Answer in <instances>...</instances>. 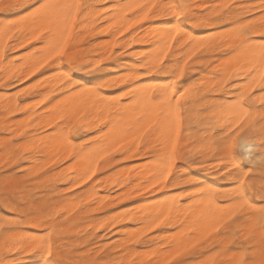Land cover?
Listing matches in <instances>:
<instances>
[{"label": "snow or ice", "instance_id": "1", "mask_svg": "<svg viewBox=\"0 0 264 264\" xmlns=\"http://www.w3.org/2000/svg\"><path fill=\"white\" fill-rule=\"evenodd\" d=\"M193 7L198 6L184 0L180 3L172 0L127 3L117 0L111 3L109 0L95 3L85 0H0V16L6 21L0 23V61L12 65V61L17 60L15 56L5 57V53L15 51L16 44L8 42L21 33L23 39L33 45L29 56L35 62L29 72L35 75L47 66L59 74L62 70L56 66L63 65L65 67L59 79L67 81L57 95L44 96L36 105H43L41 112L49 117L47 128L38 137L39 143H25L21 149V142L9 136L8 142L0 149L8 157L0 164V179L3 181L0 186V209H9L10 204L15 203L19 207L10 209L13 214L21 210L28 216L47 212V209L36 207L40 204L38 199L32 197L30 200L32 186L38 181L44 182L48 176L45 171L47 165L38 164L36 169L24 171L20 169L19 161L30 160L32 156L29 154H36L38 160L46 161L49 150L58 158L56 141L70 142L73 130L88 131L89 139L85 141L88 148L94 144L100 146L98 151L87 156L84 152L78 154L84 156L88 166L79 181L75 182L76 188L96 176L101 161L110 165L112 160L108 157L119 160L116 153L126 156L127 152L123 151L125 145L140 148L143 143V152L152 146L153 139L163 145L158 156L162 168L158 183L167 181L172 176L176 161L185 159L184 149L180 147V128L183 113L195 96L201 106L199 116L202 128L213 137L207 148L229 154L228 161L235 171H228L225 178L234 179V186L230 191L222 192L189 178L185 183L190 185L191 190L185 188L182 194L187 197L184 204L188 208L181 210L182 206L177 203L179 197L155 206L148 218L150 224L147 229L134 234L128 243L139 244L149 232L175 225L181 239L164 246L163 253L152 252L149 264H264V0H260L258 5L259 15L254 14L256 5L236 4L235 0H229L218 6V11H213L216 19L206 18L192 25L207 28L209 24H222L228 15L235 14L227 10L238 11L240 18L223 24L229 29L224 33L227 40L237 42L228 48L224 47L227 41L217 43L214 37L205 41L189 30L193 17L188 13ZM89 17L94 20L103 18L106 22L100 25V33L115 29L113 35L119 33V36H124L125 32L131 34V29L144 25L157 34L158 43L155 45L140 41L148 44L149 51L142 53L144 60L138 62L137 70L129 71L121 80V83H126L127 90L122 89L120 95L112 96L105 92V89L115 86L114 82L93 83L85 80L83 75H77L90 74L102 63L97 57L92 63L81 65L69 48V41L81 27L78 21ZM157 24L162 26L156 27ZM137 31L140 29L137 28ZM177 37L180 39L177 40ZM33 41L39 44H33ZM16 43L25 47L20 38ZM117 46L115 42L111 45L112 48ZM205 49L211 55L201 57L199 54ZM218 50L223 52V56L217 62L228 61L222 79L213 86V92L218 91L219 94L205 95L207 89L200 85L192 88L181 85L177 88L186 70L195 71L189 68L190 61L211 60ZM194 57L196 61H193ZM165 61L168 63L165 64ZM160 65L164 66L163 69L159 68ZM170 65L175 67L171 83L164 85L158 94H154L158 85L137 80L138 76L145 77L154 71L167 72ZM13 67L7 70L0 68L10 81L14 75ZM27 76L28 73H25L22 78ZM3 81L4 77L0 76V83ZM36 86L32 85L33 88ZM21 94L17 93V96ZM125 97L128 101L122 102ZM182 101L186 103L182 104ZM4 111L7 115L12 109L5 108ZM126 116L128 120L124 119ZM84 123L88 124V129L83 127ZM45 137L48 143H45ZM127 151L130 152L131 148ZM191 164L198 165V161L193 160ZM224 171H227V166L221 169L222 173ZM67 190L73 191L71 187ZM221 196L225 198L220 199ZM189 201L193 203L189 204ZM73 211L70 209L49 215L46 223L53 218L66 220ZM20 219L9 216L0 223H19ZM119 222V219H114L112 227ZM99 228H105V224L101 223ZM13 230L4 227L5 233ZM54 231L53 225L45 236L33 238V244L29 245L31 252L25 249L26 254L41 257L35 264H124L122 259L116 258L123 256V252L111 255L105 253L102 247L89 252V246H85L77 250L78 255L65 258L58 247L54 250L51 240ZM91 235L89 233L88 237ZM19 251L13 238L4 236V242L0 243V255ZM0 264L7 262L0 260Z\"/></svg>", "mask_w": 264, "mask_h": 264}, {"label": "rangeland", "instance_id": "2", "mask_svg": "<svg viewBox=\"0 0 264 264\" xmlns=\"http://www.w3.org/2000/svg\"><path fill=\"white\" fill-rule=\"evenodd\" d=\"M122 1H124V2H122ZM125 1H127V0H117V2H122V3H125ZM178 1H179V3L181 2V0H178ZM178 1L172 0V2H174V3H178ZM254 1L255 0H235V3L236 4L248 3L250 5H256L257 7H256L254 14L256 15V13H258V15H259L260 9H259L258 5L260 3V0H256L255 1L256 3H254ZM85 2H94L95 3V2H99V0H85ZM109 2L111 3L112 1L109 0ZM184 2H188L194 6H198V7H193L190 9V11H192L191 14H192L193 20L189 24V28L191 30H193L194 32H196V27H192V25H193L192 22L195 20L194 18L197 15H200L203 12V7L209 5L211 9H213V8L219 9L218 6H220V3H222L221 5H223L225 3H228L229 0H209V1H206V0H184ZM230 10H234V9H230ZM234 13L240 16V13L238 11L234 10ZM4 15L6 16L7 14H4ZM236 19H238V18H236ZM236 19H234V20H236ZM87 20L82 19V21H78V23H80L81 27L79 28L78 32L74 33V35L72 37L73 39H71L69 41V48L73 50V56L75 58H77V60L79 62L86 61L87 59H90V58L92 59V61H90L88 63H84L83 65H87V64L92 63L97 57L100 58L102 63H100L99 67L95 71L91 72L90 74H77V75H83L85 80H91V81H93V83H101L104 81H110V82L115 83L119 79H123L129 73V71H132L131 69H129L127 67H118L115 58H119V59H121V61H127V62L134 59L133 63L135 64L136 67H137L138 62L143 61V59L140 60L141 58L140 59H135V58L138 56L137 55L138 52L142 49L145 50L148 47V45H146L145 48L143 47L145 45V43L143 45H136L135 40L137 38H139L140 37L139 35L142 33L144 36L145 31L147 33L146 35H148V31L151 30V28L146 29V27L144 25H138L136 28L131 29V34L129 32H125L124 36H119V33L113 35L115 29H113L112 32H104V33L99 32L100 25L103 23H106L103 20V18H100L99 20H94L93 18L89 17V18H87ZM3 22H6V21L4 20L3 16H0V23H3ZM89 22H91V23H89ZM223 24H228V23H227V21L224 20L222 24H219L216 27V29L217 28L220 30H221V28L226 29L223 27ZM158 26H159V24H158ZM137 28H139L140 31H137ZM81 32L84 34L80 35ZM89 33H91V34H89ZM109 33H111L112 35ZM77 35H79V36H77ZM223 35H224V33H223ZM117 37H119V39H117ZM126 37H127V39H126ZM17 38L24 40L22 34L17 33L16 36L13 37V40L8 42L9 44H16L17 45L15 48V51H8L5 53V57L15 56L17 58L16 61H12V63L14 62L12 64V65H14L13 79L11 81L8 80V78H6V76L4 77V73L0 72V76L3 75V77H4L3 83H0V149H3L4 145L8 142L7 138L9 136H11L15 140H18L21 142V144L19 145V147H21V149H22L23 144L31 143L33 141H36V139H37L36 142L39 143L37 136L43 135V130H45L47 128L46 120L49 119V117H46V114L41 112V108L43 107V105H40V107H36V105L39 104V102L43 99L44 96H48V95L55 96V95H57L59 93V91L63 88L64 84L67 83V81H61L59 79V76L63 73L64 67H65L63 65L56 66V67H59L62 69L61 73H59V74L55 73L52 68L46 66L45 68H42L39 72H36L35 75H32L31 72H29V68L31 67V65L35 61H34L33 57L31 58L33 60H31L29 58L31 56H27V55H29V49H32L33 45L28 44L27 40H25L26 42H23L25 44V47L22 48V47H20V45L18 43H16ZM148 38H149V36L146 39H148ZM146 39L144 41H147ZM114 42L118 45L116 47L117 50L115 48L111 47L112 43H114ZM123 43H125V44H123ZM129 43H131V46H128ZM33 44H39V42L33 41ZM134 45H135V47H134ZM226 46L227 45L224 44V47H226ZM81 47H84V48H81ZM105 47H108V48H105ZM81 49H84V51ZM130 49H131V52H129ZM117 53H121V55H117ZM19 54H20V56H19ZM199 55L201 57H207L210 54H209V52H206V50H204ZM220 55L223 56V52H220L218 50L215 58L212 57L213 60L210 63V65H208V66L206 65V66L201 67L202 71L199 75H196L194 77H190L189 75L192 71L186 70L184 78L177 83V87L179 88L181 85H183V86L185 85L184 87H186V88H192L194 85H200L201 87H203L202 86L203 83L205 81H207L208 79H222L228 62L225 60L223 63H221L222 65H218L220 62H217L218 61L217 58ZM18 56L20 58L22 56L23 57L21 59H19ZM93 58H94V60H93ZM106 58H108L107 61L104 60ZM28 59H30V60H28ZM196 59L197 58L194 57L193 61H196ZM18 60H20V61L18 62ZM204 60H209V59L205 58V59H202L201 61H204ZM17 62L19 64H15ZM54 63L55 62H53V64ZM105 64L108 66H106ZM2 65H3V68L5 70L8 69V65H9L8 63H4L2 61ZM12 65H9V67ZM21 65H23V66H21ZM25 66H26V69H25ZM170 68L175 69L174 65H170ZM189 68L195 69V63L190 61L189 62ZM22 70H24V72ZM106 72H108V73L106 74ZM158 72L159 71H157V72L154 71L145 77H139L138 76L137 80L142 79L144 84H146V83L148 84V82L151 81L150 82V84H151L152 81L154 82V80L156 79V75ZM25 73H28V76L26 79L22 78V77H24ZM152 74H154V75H152ZM195 77H197V78H195ZM190 78H192V79H190ZM185 81H188V83H185ZM201 82H202V84H201ZM47 84H49V85H47ZM32 85H37V86L35 88H33ZM16 87H17V89H16ZM122 88H123V90L126 91L127 86L123 87V86L118 85V86L110 87L108 89H105V92L110 94V95H114L115 93H118L117 95H119V94H121ZM212 88H213V86L207 87L206 88L207 91L205 92V95L219 94L218 91L213 92ZM10 90H12V92ZM257 91H259V90H257ZM17 93H22V94L17 96ZM38 99L40 101H38ZM197 99H199V98L196 97L195 101H191V103L188 106V111L195 112V111L200 109V107H201L200 104H198L196 102ZM125 100L127 101L128 99L124 98V102H126ZM31 102L34 103L33 105L35 107L32 105H31L32 107H29V104H31ZM37 102H38V104H37ZM182 104H184V103H182ZM5 108H11L12 112L6 115L5 111H4ZM20 109H23V111H21ZM127 118H129V117H125L124 119L128 120ZM182 119H184L183 120L184 124L182 125L181 129H184V130H180V133H181V135H180V147L184 149L185 155H188V152H190L189 150L197 153L198 155H202V154L198 153L200 148L198 147L196 142H192V141L189 143L186 142V138H185L186 119L184 118V114H183ZM192 120H193V118H192ZM41 121L43 124H40ZM27 124H28V126H27ZM191 124H193V123H191ZM34 125H36V127ZM83 126L85 129H88L87 123L83 124ZM198 128H202V125L199 124ZM20 133H23V135L21 136ZM87 134H89L88 131L77 132L76 130H73V132L71 133V135L69 137V140H71L73 143L70 145H67L66 150L63 152H61L59 150V147H60V145H63V144L65 145L67 142L64 140L63 141L57 140L56 141L57 142L56 152L59 153L58 158L55 156V154L51 150H49L50 154L48 152V159L46 161L45 160H38L36 157V154H29L32 156V158L30 160H22L21 159L20 160L21 162L19 161L20 169L24 170V171L36 169L38 164L39 165H45V164L47 165L45 171L48 172V176L45 177L44 182L38 181L34 186H32V191H31V196H30V200L32 197H35V199L40 200V204L36 205L37 208L47 209V212H45L43 214L37 213L36 215H33V216L38 217L40 220H43L45 222V226H47V227L54 225L55 228L59 229V230H68L69 229L70 233L67 235L66 239L61 238V241L67 243V247L70 248L69 249L70 253L73 256L78 254V252H77L78 249H81L85 246H89V250L95 251L97 248L103 247L106 243H113L114 241L117 240L118 232L121 229L131 227L134 230V229H136V227L142 226V220H135V221H132L130 223L129 222H119L115 225V227H112V225L109 224V220L111 219V216L116 213L115 211H118V210L123 209V208L135 209L134 206H136L142 202L143 195H145V193L143 191L144 189L142 190L141 187H145L144 184H142V183H144L145 180H142V183H141L140 180H136L134 178L136 176L137 171H138V170H134L135 165L137 162H139L138 164H142L147 160H151V159L153 160V158L156 160H159L158 156L160 154L158 152V144L160 142L158 140L155 141L156 139H153L155 141V147L153 148V150L147 149L146 151L142 152L141 150L143 149V143L140 144V148H133L132 158L128 157L129 152H127L126 156L122 155L121 153H118V154L116 153V156L120 157L119 160H116L113 157L107 158L108 160H112V163H114L113 166H110L112 163L109 165L107 163V161H101L100 162V170L97 171L96 176H94V178H92V180H89L88 183L81 184V186L79 188H76L75 183H74L75 180L73 178L69 181L65 180L66 176L68 175V172L71 171V170H68L67 166H69V164H71V166L74 167L72 164L74 162L73 160H74L75 149L81 148V152L87 153V152L91 151V149L94 147H95L94 149H96V150H98L100 147V146L94 144L92 148H88V146L85 143V141L89 139V135H87ZM31 137H33V138H31ZM212 138H213L212 135L208 136L207 139L205 140L204 144H208V142H210V140H212ZM44 139H45V143H47V140H46L47 138L45 137ZM129 139L131 140L132 138L129 137ZM63 142H65V143H63ZM84 144H85V146H83ZM58 145H59V147H58ZM129 148H131V144L125 145V149L123 151L126 152ZM140 152L142 153L141 157L137 156V154ZM149 153H151V154H149ZM228 155L229 154H221V153L214 152V151H212L210 153L209 161H210V163H212V161H214L213 164L216 165L215 166L216 171L219 169L226 168L225 166L228 165L227 164L228 163ZM217 157H219V159H217ZM7 158L8 157H7L6 152L0 150V164H3L7 160ZM64 158H65V161L62 160ZM53 159L56 160L55 163H53ZM140 161H143V162L140 163ZM221 161H223V162H221ZM66 164H68V165H66ZM71 166H69V168H71ZM188 166H189V163L181 161V160H177L175 167L172 170L173 176L179 175L181 173V169L187 168ZM14 167H15V165H14ZM62 167H65V168L62 169ZM133 167H134V169H133ZM28 168H30V169H28ZM132 170H134V172ZM232 170H235V169H232ZM191 172L194 173L196 171L193 169V170H191ZM41 175H43V173H41ZM118 175H120V176H118ZM97 176H99V177H97ZM203 178H204V176H203ZM77 180L78 179H76L75 182H77ZM101 180H103L102 183L99 182ZM208 180H210L211 182H216L220 186H223L225 184V181H224L223 177H221V175H213ZM123 181H125V182H123ZM133 181H135V182L137 181V182H139V184L140 183L142 184V186L139 185L141 190H140V188H138L139 190L135 194L136 197L131 199V200L121 199L120 198V195L122 192L121 190H124L127 187H130L132 185ZM145 182H147L145 184V185H147L148 181H145ZM168 182H170V181H168ZM116 183L118 184V186L112 188L113 185ZM230 184H232V182L228 183L229 186H230ZM2 185H3V181H2V179H0V186H2ZM93 185L96 188L102 189V191H101L102 194H104V195L110 194L109 195L110 199H106L105 201H103L100 204H95L94 200H85L84 201L82 199L81 193L85 190H89ZM68 186H70L74 192L68 191L67 190L69 188ZM51 189H55V191H53ZM180 189H181V191H180ZM61 190H63V191H61ZM176 190H178L179 192H183L184 188L181 187V184H179L177 186ZM176 190H175V192H178ZM115 192H117V193H115ZM137 193H139V194H137ZM117 197H118V199H117ZM119 205H123V206H119ZM107 208H109L108 211H107ZM70 209H74V211L72 212V215L67 217L66 220H59L58 218H53V220L50 223H46L47 218H45V217L52 215L54 213H61L65 210H70ZM12 215L14 218L20 219L22 217V219H20L19 223H13V224H8V225H4V224L0 223V243L4 242V236L12 237L13 240H15L13 235L17 231L21 232V238H27L26 239L27 244L29 242H31V240H29L32 237V236H30L31 234H33V236H40V235H43V234L48 232V230L45 228L34 227V224L31 223V217L28 215H25L23 210L13 214V213H11L10 209H0V222L4 221L5 219H7L9 216H12ZM23 215L26 218L23 217ZM92 216L95 218H93ZM28 219H30V221H28ZM26 221H27V223H26ZM101 223L105 224V228H101L104 230H101L99 228V225ZM61 225H63V227H61ZM4 227H9V228H12L14 230L11 232L5 233ZM96 229H99V231H96ZM175 229L176 228H174L171 232H175ZM1 230H3V231H1ZM87 230H89V231H87ZM145 230H146V228H143V230H141V231L144 232ZM31 232H33V233H31ZM89 233L92 234L90 237H88ZM97 233H100V234H97ZM149 234H150V232L147 235H149ZM60 236H63V235L61 234ZM112 236H114V238ZM86 237H88V238L86 239ZM106 240H108V241H106ZM27 244H25V245H27ZM77 245H78V247H77ZM164 246H168V245H164ZM164 246L161 247L162 253L164 251ZM136 247L138 249H144L143 247H141L139 245H136ZM154 247H155V244L150 245L146 249L153 250ZM23 249H28V252H31L29 245L26 246V248L23 247ZM23 249L21 248V264H31L32 260L34 259V255L33 254H31V255L26 254L25 250H23ZM118 251H120V250H118ZM13 253L14 252H12V253L5 252L4 254H5L6 258H10V257H12ZM70 258H72V256Z\"/></svg>", "mask_w": 264, "mask_h": 264}, {"label": "bare ground", "instance_id": "3", "mask_svg": "<svg viewBox=\"0 0 264 264\" xmlns=\"http://www.w3.org/2000/svg\"><path fill=\"white\" fill-rule=\"evenodd\" d=\"M112 1V0H110ZM178 1V0H177ZM206 1H209V0H206ZM256 1V0H255ZM254 1V3H256ZM124 2V1H122ZM122 2H119V3H122ZM127 2H142V0H127L125 1V3ZM201 2V1H200ZM179 3V1H178ZM222 3H220L221 5ZM240 4V3H239ZM219 9L218 8H213L211 9L210 6H205L203 7V12L200 14V15H195L196 17L194 18L195 20L192 22V24H195L197 21H201V20H205L206 18H211V19H216V17L213 16V11H218ZM228 12L232 13L234 12V10H227ZM192 11H189L188 15H191ZM223 15V14H222ZM256 15H258V13H256ZM240 16L237 15V14H232V15H228L227 18L225 19V21H227V23H230L232 20L236 19V18H239ZM88 21V20H87ZM91 23V22H89ZM80 24V23H79ZM82 24V23H81ZM219 24H209L207 28H204V27H196V32H194L193 30H191L189 28V30L194 34V35H199L202 39H204L205 41H208L210 38H216V41L217 43H221V42H224V41H227L225 44L227 45L225 48H228L230 46H235V44L237 43L236 41H232V40H227V37H225L223 35V33H225L226 31H229V29H216V27L218 26ZM157 27H160L162 25H159L158 24L156 25ZM87 27V26H86ZM143 27V26H142ZM148 29V28H146ZM113 31V30H112ZM115 32V31H114ZM135 33V32H134ZM78 34V33H77ZM91 34V33H89ZM111 34V33H109ZM117 34V33H116ZM98 35V34H97ZM104 35V34H103ZM112 35V34H111ZM110 35V36H111ZM18 36V35H17ZM79 36V35H77ZM89 36V35H88ZM140 37L137 38L135 41H136V45H143L144 43H140V41H144L148 36L149 38L146 39L150 44L152 45H155L158 43V40H157V34H154V29H151L148 31V35H146V31L144 32V36H143V33L139 35ZM92 37V36H91ZM127 38V37H126ZM73 39V38H72ZM180 37H177V40H179ZM258 39V38H257ZM130 40V39H129ZM104 41V40H103ZM22 42H26L25 40H22ZM106 43V42H105ZM108 43V42H107ZM111 43V42H110ZM125 44V43H123ZM146 45L148 44H145L143 47L145 48ZM17 46V45H16ZM109 47V46H108ZM108 47H105V48H108ZM135 47V45H134ZM81 48H84V47H81ZM116 49V48H115ZM84 51V49H81ZM104 50V49H103ZM117 50V49H116ZM206 52H208L207 49H205ZM128 51V50H127ZM149 51V46L145 49V50H140L138 52V56L135 58V59H140V60H144V55H142V53H147ZM174 51H175V48H174ZM24 52V51H23ZM129 52H131V49L129 50ZM24 54V53H23ZM210 54V53H209ZM104 55V54H103ZM121 55V54H120ZM211 55V54H210ZM217 55V53L215 55H213L212 57L215 58V56ZM20 56V54H19ZM18 56V57H19ZM29 56V55H27ZM127 56V55H126ZM136 56V55H135ZM221 56V55H220ZM220 56L217 58V60L219 61L220 60ZM23 57V56H22ZM21 57V58H22ZM222 57V56H221ZM19 57V59H21ZM30 59L32 58L29 57ZM170 58H171V54H170ZM28 59V60H30ZM77 59V58H76ZM33 60V59H31ZM94 60V58H93ZM96 60V59H95ZM105 61L108 60V58L104 59ZM116 60V63H117V66L118 67H127L129 69H131L132 71H136L137 70V67L135 66V64L133 63V60H130V61H121V59L119 58H115ZM213 59L211 60H204V61H200V62H196L195 63V71H192L190 73V77H194L196 75H199L202 71L201 67L203 66H208L210 65V63L212 62ZM20 60H18L19 62ZM22 61V60H21ZM92 61V59H87L86 61H81L79 62L81 65H83L84 63H88ZM225 60L221 61L218 65H222L221 63H223ZM227 61V60H226ZM15 63V64H19V63ZM228 62V61H227ZM14 63V62H13ZM12 63V64H13ZM136 63V62H135ZM168 62L165 61V64H167ZM106 65V64H105ZM108 66V65H106ZM20 67V66H19ZM111 67V66H110ZM114 67V66H113ZM163 65H160L159 68L160 69H163ZM0 68H3V65H2V61H0ZM8 68H9V65H8ZM14 68V67H13ZM7 69V68H6ZM25 69H26V66H25ZM223 69V68H222ZM16 70V69H15ZM14 70V71H15ZM62 70V69H61ZM175 69H171L170 66H169V69L167 72H164V71H159L156 75V79L154 80V82L152 81L151 84H155V85H158L157 89H156V93L154 94H158L160 91H161V88L164 86V85H168L171 83V80H172V72L174 71ZM24 72V70H22ZM27 71V70H26ZM157 72V71H156ZM108 72H106L107 74ZM93 74V73H92ZM154 75V74H152ZM3 76V75H2ZM5 77V76H4ZM7 78V76H6ZM54 78V77H53ZM197 78V77H195ZM144 79V78H143ZM188 79V78H187ZM192 79V78H190ZM189 79V80H190ZM121 80L122 79H119L117 82H115V86H123V87H126V83H121ZM142 80V79H141ZM221 79H208L207 81H205L203 83V87L204 88H207V87H212L214 85H217L219 82H220ZM151 81L148 82V84H150ZM188 82V81H187ZM147 84V83H146ZM202 84V83H201ZM49 85V84H47ZM143 86V85H141ZM185 86V85H184ZM20 87V86H19ZM178 88V87H177ZM15 89V88H14ZM17 89V87H16ZM123 89V88H122ZM213 89V88H212ZM127 90V89H126ZM12 92V90H10ZM120 91V90H119ZM118 93H115L114 95L112 96H116ZM120 95V94H119ZM41 97V96H40ZM5 98V97H4ZM44 98V97H43ZM127 98V97H125ZM128 99V98H127ZM196 97H192L191 98V101H195ZM38 101H40L38 99ZM126 101V100H125ZM128 101V100H127ZM126 101V102H127ZM24 102V101H23ZM36 102V101H35ZM124 102V101H122ZM181 103H186L185 101H182ZM34 103L31 102V104L29 105H33ZM38 104V102H37ZM35 107V106H34ZM21 112V111H20ZM29 112V111H28ZM184 118L186 119V133H185V138H186V142L189 143V142H196L198 147L200 148V150L198 151L199 154H202V155H198L197 153L189 150L190 152H188V155H185V159L184 160H181V161H184V162H187L189 163V166L187 168H183L181 169V173L177 176H170L168 177V180L167 181H164L163 183H158V180L160 179V171L162 170L161 168V165L159 163V160H156L153 158V160H147L145 161L144 163L142 164H138L139 162L136 163L135 165V169L133 167L134 170H138L137 173H136V176L134 177L136 180H140L141 183H142V180H145V181H148V184L145 185L147 182L144 181V186L145 187H141L142 190L144 191L145 195H143V199H142V202L139 203L138 205L134 206L135 209H132V208H123V209H120L118 211H115L116 213L114 215L111 216V219L109 220V224L112 225V221L114 219H119L120 222H132V221H135V220H142V226L141 227H136V229H132L131 227H127L125 229H121L119 230L118 232V238L116 241H114L113 243H106L102 248L105 249V253H108V254H111V255H114L118 250H120L121 252L124 253L123 256H119V257H116L117 259H122L124 261V264H149V256L152 252H158V253H162L161 252V247L164 246V245H171V244H174L176 242H178L181 237L179 235V232L175 229V232H171L174 228H176L175 225H171V226H168V227H162L160 229H156L155 231L153 232H150L149 235H146L144 236L143 240L139 243V244H136V245H139L141 247H143L144 249H138L136 247V245H131L128 243V241L133 237L134 234L136 233H141L143 230V228H146L149 226L150 224V221H149V216L152 215L154 209H155V206L157 205H160L162 204L163 202L165 201H170L172 200L173 198H177L179 197L177 203L179 205L182 206V211L183 210H186L188 208V205H185L184 204V201L187 199L186 196H183V192H179L178 190H176L177 186L179 184H181V187H183L184 189L185 188H188L189 190H191V187L188 183H185L186 180H188L189 178L191 179H194L198 182H201L202 184L206 185L207 187L209 188H215V189H218V190H221L222 192H226V191H230L231 188L234 186V179H228V178H225L227 177L228 175V171H235V170H232V166L231 164L229 163L228 161V165L227 166V171H224L223 173L221 172V169L217 170L215 169V166L213 164L214 161H212V163H210L209 161V155L212 151H209L208 148H207V144H204L205 140L207 139L208 136H211L212 134L211 133H206L203 128H198L199 127V124H201V118L199 116V110L195 111V112H191V111H185L184 113ZM192 115V116H191ZM47 117V116H46ZM127 117V116H126ZM183 117V116H182ZM125 118V117H124ZM193 118V120H192ZM129 119V118H127ZM184 120V119H183ZM184 122V121H183ZM193 123V124H191ZM40 124H43L42 121L40 122ZM85 124V123H84ZM184 124V123H183ZM38 125V124H37ZM28 126V124H27ZM36 127V125H34ZM33 126V127H34ZM46 126V125H45ZM4 127V126H3ZM44 127V126H43ZM84 127V126H83ZM182 128V127H181ZM180 130H184V129H181ZM15 131V130H14ZM44 131V130H43ZM182 132V131H181ZM89 135V134H87ZM181 135V133H180ZM5 136V135H4ZM36 137V136H35ZM34 137V138H35ZM39 137V136H37ZM33 138V137H31ZM82 138V137H81ZM86 138V137H85ZM47 140V143H48V139ZM62 140V139H61ZM37 141V139H36ZM63 141V140H62ZM157 141V140H155ZM155 141L153 140L152 142V146L149 147L148 150H153V148L155 147ZM211 141V140H210ZM60 143V142H59ZM65 143V142H63ZM73 142L70 140V142H67L65 145H58L59 147V150L61 152L65 151L66 150V146L67 145H70L72 144ZM209 143V142H208ZM57 144V142H56ZM62 144V143H61ZM87 145V144H86ZM78 146V145H77ZM85 146V144L83 145ZM82 147V146H81ZM162 147L163 145L161 143L158 144V152L160 153V151L162 150ZM57 148V147H56ZM95 148V147H94ZM92 148L91 151L87 152V153H84L85 156H87L89 153H92L94 151H98L96 149ZM84 149V148H83ZM128 152V151H126ZM133 152V148L131 147V151L128 153V157L129 158H132V153ZM81 153V148H76L75 151H74V162H73V166H71V164H69V166H71V168H69V166H67L68 170L71 169V171L68 172V175L66 176V181H69L71 180L72 178L76 181V179L79 180L80 176L83 175L84 173V170L86 169V167L88 166L87 165V161L85 160L84 156H79L78 154ZM50 154V152H49ZM118 154V153H117ZM142 153H138L137 156H140L141 157ZM2 157V156H1ZM149 159V158H148ZM23 160V159H22ZM63 161H65V158L62 159ZM198 161V165H192L191 164V161ZM216 161V160H215ZM21 162V161H20ZM69 162V161H68ZM72 162V161H71ZM135 162V161H134ZM143 162V161H140V163ZM30 164V163H29ZM66 164V165H68ZM131 164V163H130ZM180 164V163H179ZM114 163H112L110 166H113ZM62 166V165H61ZM219 166V165H218ZM225 166V167H226ZM65 168V167H62V169ZM30 169V168H28ZM125 169V168H124ZM195 170L196 172L192 173L191 170ZM225 169V168H224ZM134 170H132L134 172ZM176 170V169H175ZM114 171V170H113ZM124 174V173H123ZM122 174V175H123ZM116 175V174H115ZM213 175H221V177H223L224 181H225V184L223 186H220L218 185L216 182H211L210 180H208L210 177H212ZM120 176V175H118ZM204 176V178H203ZM75 177V178H74ZM99 177V176H97ZM207 177V178H206ZM65 178V177H64ZM94 178V177H92ZM175 178V179H174ZM216 179V178H215ZM77 180V181H78ZM74 181V183H75ZM170 181V182H168ZM222 181V180H221ZM100 183L103 182V180L99 181ZM125 182V181H123ZM232 182V184H230V186L228 185V183ZM63 183V182H62ZM139 184V182H135L133 181L132 182V185L130 187H127L126 189L124 190H121V195H120V198L123 199V200H131L133 198H135V194L136 192L139 190L138 188H140V186H142V184ZM140 185V186H139ZM153 185H155L156 187H153ZM174 185V186H172ZM71 186V185H70ZM68 186V187H70ZM118 184H114L112 188L114 187H117ZM62 187V186H61ZM73 187V186H72ZM140 188V190H141ZM157 188L159 189V191H157ZM147 189V190H146ZM105 190V189H104ZM178 191V192H175ZM63 191V190H61ZM102 189H99V188H96L94 185L89 189V190H85L81 193V196H82V199L85 201V200H94L95 201V204H97V202H99L98 204L102 203L103 201H105L106 199H110V194L109 195H104L101 193ZM120 191V190H119ZM181 191V189H180ZM36 192V191H35ZM72 192V191H71ZM74 192V191H73ZM34 193V192H33ZM32 193V194H33ZM117 193V192H115ZM34 195V194H33ZM225 197L221 196L220 199H224ZM81 199V198H80ZM118 199V197H117ZM40 201V200H39ZM140 201V200H139ZM91 202V201H90ZM89 202V203H90ZM93 202V201H92ZM72 203V202H71ZM132 203V202H131ZM134 203V202H133ZM193 202L192 201H189V204H192ZM70 204V203H69ZM73 204V203H72ZM124 204V203H123ZM196 205L199 206V202H196ZM119 206H123V205H119ZM19 205L15 204V203H11L10 206H9V209L11 208H18ZM54 207V206H53ZM69 208V207H68ZM109 210V208H107V211ZM13 216V215H12ZM129 216H131L132 218L129 219ZM23 217H25L23 215ZM31 217V223H33L34 225H40L39 228H45V229H49V227L45 226V222L43 220H40L38 217H35V216H30ZM48 217V216H47ZM45 217V218H47ZM93 217V216H92ZM20 218V217H19ZM26 218V217H25ZM95 218V217H93ZM106 218V217H105ZM27 220V219H26ZM45 220V219H44ZM47 220V219H46ZM45 220V221H46ZM28 221H30V219H28ZM27 223V221H26ZM122 225V224H121ZM135 227V226H134ZM121 228V227H120ZM12 229V228H11ZM90 229V228H89ZM101 229V228H100ZM101 230H104V229H101ZM3 231V230H1ZM89 231V230H87ZM33 233V232H31ZM36 233V232H35ZM70 233V230H59V229H56L55 228V231L52 233V236H51V240H52V243H53V247H54V250L58 247L61 252L64 254L65 258H70L71 256L74 257L76 255H72L70 253V248L67 247V243L61 241V238L63 239H66L67 235ZM63 235V236H60V235ZM97 234H100V233H97ZM30 235V234H29ZM45 234L43 235H40V236H33V234H31L30 236L31 239V242H29L27 244L26 242V239L27 238H21V232L20 231H17L13 237L15 238V242H16V246L19 247L20 251L19 252H14L12 257L10 258H6L5 257V254L3 253L2 255H0V260H4L7 262V264H17V262H19V264H21V248L23 249V247L26 248V246L30 245V244H33V238H40V237H43L45 236ZM74 237V236H73ZM114 238V236H112ZM117 237V236H116ZM94 238V237H93ZM112 239V238H111ZM28 240V241H29ZM77 240V239H76ZM93 240V239H92ZM108 241V240H106ZM27 244V245H25ZM155 244V247L153 250H149V249H146L147 247H149L150 245H153ZM78 247V245H77ZM28 248V247H27ZM25 250V249H23ZM31 250V249H30ZM89 250V249H88ZM89 252H94V251H91L89 250ZM103 254V253H102ZM34 255V259L32 260L31 264H35V261L37 260H40L41 257L37 256L36 254H33ZM83 255V254H81Z\"/></svg>", "mask_w": 264, "mask_h": 264}]
</instances>
